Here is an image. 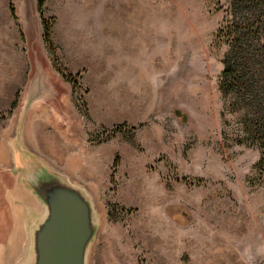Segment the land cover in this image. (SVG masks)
<instances>
[{
	"label": "rangeland",
	"instance_id": "obj_1",
	"mask_svg": "<svg viewBox=\"0 0 264 264\" xmlns=\"http://www.w3.org/2000/svg\"><path fill=\"white\" fill-rule=\"evenodd\" d=\"M31 1L0 18V264L30 261L43 211L16 142L90 193L86 264H264L260 149L219 89L225 0H43L53 51Z\"/></svg>",
	"mask_w": 264,
	"mask_h": 264
},
{
	"label": "water",
	"instance_id": "obj_2",
	"mask_svg": "<svg viewBox=\"0 0 264 264\" xmlns=\"http://www.w3.org/2000/svg\"><path fill=\"white\" fill-rule=\"evenodd\" d=\"M15 156L24 181L43 208L29 220L32 256L27 264H86L97 227L90 193L67 175L45 167L17 142Z\"/></svg>",
	"mask_w": 264,
	"mask_h": 264
},
{
	"label": "trees",
	"instance_id": "obj_3",
	"mask_svg": "<svg viewBox=\"0 0 264 264\" xmlns=\"http://www.w3.org/2000/svg\"><path fill=\"white\" fill-rule=\"evenodd\" d=\"M43 4V0H37L42 36L53 51L51 23L43 16ZM225 4V16L217 32L226 47L219 89L238 113L243 136L259 147L256 167L264 171V0H225Z\"/></svg>",
	"mask_w": 264,
	"mask_h": 264
},
{
	"label": "crops",
	"instance_id": "obj_4",
	"mask_svg": "<svg viewBox=\"0 0 264 264\" xmlns=\"http://www.w3.org/2000/svg\"><path fill=\"white\" fill-rule=\"evenodd\" d=\"M8 5H9V0H0V18L1 17H6L7 13H8ZM23 12L21 11V13L18 14H22ZM37 6H36V0H33L30 2V8H28V10L26 11V18H19L21 20V22H25V21H33L36 18V15L39 18L40 21V16L37 14ZM2 19V18H1ZM137 26L135 23L132 24L130 26V30H133L135 33H137L136 29H134V27ZM136 44H138V42L135 41V43H133V45L135 46ZM131 45V46H133ZM134 50V47H132V51Z\"/></svg>",
	"mask_w": 264,
	"mask_h": 264
}]
</instances>
